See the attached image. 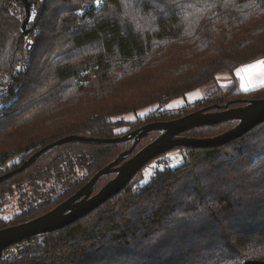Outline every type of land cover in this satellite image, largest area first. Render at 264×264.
<instances>
[{
	"label": "trees",
	"instance_id": "trees-1",
	"mask_svg": "<svg viewBox=\"0 0 264 264\" xmlns=\"http://www.w3.org/2000/svg\"><path fill=\"white\" fill-rule=\"evenodd\" d=\"M262 58L264 0H0V160L23 153L7 173L66 136L114 138L212 103L239 107L264 97V86L242 91L233 76L227 87L163 109L221 71L233 75ZM155 104L143 117L123 119ZM237 123L185 134L206 137ZM131 145L76 140L47 149L0 183V229L48 212ZM180 149L179 165L146 177L142 169L101 207L18 243V254L0 264L264 259V122L219 148ZM8 205L15 211L6 215Z\"/></svg>",
	"mask_w": 264,
	"mask_h": 264
},
{
	"label": "water",
	"instance_id": "water-1",
	"mask_svg": "<svg viewBox=\"0 0 264 264\" xmlns=\"http://www.w3.org/2000/svg\"><path fill=\"white\" fill-rule=\"evenodd\" d=\"M33 24V20L27 22L24 27L25 34L29 33ZM211 108L213 106L202 107L182 117L168 121L150 122L130 133L110 139L101 140L74 135L67 136L41 149L26 160L18 170H13L2 175L0 181L22 171L45 150L65 142L76 140H95L115 143L133 142L131 149L119 154L114 161L99 170L81 189L48 212L26 222L0 229V259L6 248L34 237L65 228L95 211L124 189L150 161L167 151L179 148L210 149L220 147L245 135L256 125L264 122V97L256 100H248L246 105L238 108L225 109L217 113L208 112ZM234 120L238 121V123L232 129L217 136L199 139L181 135V133L196 127L215 125ZM152 131H158L160 134L156 139L135 153L133 157L126 160L127 156L133 151L140 140L148 136ZM107 174H115V176L95 192L97 181ZM243 264H264V259H250Z\"/></svg>",
	"mask_w": 264,
	"mask_h": 264
},
{
	"label": "rangeland",
	"instance_id": "rangeland-1",
	"mask_svg": "<svg viewBox=\"0 0 264 264\" xmlns=\"http://www.w3.org/2000/svg\"><path fill=\"white\" fill-rule=\"evenodd\" d=\"M37 6L35 5V6H33V8H31V11H29L28 12V21L29 20H33L34 19V17H35V14H34V8H36ZM36 11H37V8H36ZM27 35V34H26ZM258 60H261V59H258ZM257 60V61H258ZM262 60H264V58H262ZM253 62H255V61H253ZM253 62H249V63H246V64H242L241 65V67H243V66H245V65H248V64H250V63H253ZM240 67V66H239ZM239 67H237L236 69H238ZM235 69V70H236ZM235 70H234V72H233V75H232V73L230 72V71H228V70H224V71H221L220 73H219V75L217 76V78H215V79H213V80H210V81H208V82H206L204 85H202L200 88H197L196 90H194V91H191V92H189V93H187L184 97H177V98H174V99H172L163 109H166V108H176V107H180V106H182V105H184L185 103H187V102H189V101H194V100H197V99H200V98H202L203 96H206V95H208L211 91H213L214 89H216L217 87H222V88H224V87H227V86H229V85H231V84H233L234 83V77L233 76H235V77H237L236 76V74H235ZM243 71V70H242ZM242 76H243V78L244 79H247L246 78V76H245V74H244V72H242ZM238 78V77H237ZM239 79V78H238ZM264 86V85H263ZM260 87H262V86H260ZM260 87H257V88H260ZM239 88H240V86H239ZM257 88H254V89H257ZM241 89V88H240ZM254 89H250V90H254ZM242 90V89H241ZM243 91V90H242ZM263 98V97H262ZM260 99V98H259ZM248 100H256V99H243L242 101V104L240 105V106H243V105H246L247 104V101ZM157 104H155V105H153V106H151L150 108H145V109H141L140 111H138V112H136V114L134 115V114H132V113H130V114H127L126 116H124L125 118H123V119H126V120H132V119H134L135 117L137 118V117H143V116H145L148 112H151V111H153V110H155L156 108H157V106H156ZM207 106H213V108H211V109H209L208 110V112H212V113H217V112H220V111H223V110H225V109H232V107H229L230 106V103L229 102H226V103H224V104H219V103H212V104H208V105H206V106H204V107H207ZM227 106V108H225ZM239 106V107H240ZM235 108H238V107H235ZM195 110H197V109H195ZM137 115H139V116H137ZM184 116V115H183ZM114 119H118V116L117 117H114ZM169 119H167V120H163V119H159L158 121H168ZM170 120H172V119H170ZM153 122H157V121H153ZM226 122H228V121H226ZM222 123H225V122H221V123H218V124H222ZM235 126V125H234ZM233 126V127H234ZM233 127H231V128H227L226 130H224V131H222V132H219V133H217V134H213V135H210V136H206V137H196V136H190V135H188V134H185V132H183V133H181V135L182 136H185V137H190V138H209V137H213V136H217V135H220V134H222V133H224V132H226V131H228V130H230V129H232ZM118 131V130H117ZM155 132H157L158 134H152V133H155ZM160 134V132H158V131H152V132H150V134L148 135V136H146V137H143L142 139H148V140H144L143 142H142V144L140 145V146H142L141 148H137L136 150V152H134V149H133V151L127 156V158H126V160H128V159H130L131 157H133V155L135 154V153H137L140 149H142L145 145H147L148 143H150L151 141H153L154 139H156L157 137H158V135ZM75 136V135H74ZM244 136V135H243ZM243 136H241V137H243ZM67 137V136H66ZM241 137H239V138H241ZM86 138H90V139H101V140H104V139H110V138H98V137H93V138H91V137H86ZM239 138H237L236 140H238ZM141 139V140H142ZM141 140H140V142H141ZM236 140H234V141H236ZM87 141H91V142H99V143H115V142H102V141H95V140H87ZM234 141H232V142H234ZM132 142V141H131ZM139 142V143H140ZM232 142H230V143H232ZM138 143V144H139ZM230 143H228V144H230ZM132 144H133V142H132ZM137 144V145H138ZM61 145V144H60ZM136 145V146H137ZM227 145V144H226ZM135 146V147H136ZM223 146H225V145H223ZM131 147H132V145L130 146V148H128V149H126V150H124V151H128L129 149H131ZM220 147H222V146H220ZM216 148H219V147H216ZM210 149H212V148H210ZM46 151V150H45ZM21 152V151H20ZM39 152V151H38ZM123 151H121L119 154H121ZM17 153H19V152H16V153H14V155H12V156H10V157H8L9 159H8V163L9 164H11V163H17V162H19L20 160H21V155H19V154H17ZM37 153V152H36ZM36 153H34V154H36ZM43 153V152H42ZM33 154V155H34ZM118 154V155H119ZM32 155V156H33ZM41 155V154H40ZM40 155L34 160V161H36L39 157H40ZM118 155L116 156V158L118 157ZM32 156H30V157H32ZM185 156V151H184V149H173V150H170V151H167L166 153H164V154H162L161 156H159V157H157L156 159H153V161H151V162H149L144 168H143V173H144V176L146 177V176H148L152 171H153V169L155 168V167H161V166H164V165H171L172 167H175V166H177V165H179L181 162H182V160H183V157ZM29 157V158H30ZM28 158V159H29ZM115 158V159H116ZM28 159H26V160H28ZM114 159V160H115ZM25 160V161H26ZM114 160H112V161H114ZM24 161V162H25ZM33 161V162H34ZM111 161V162H112ZM32 162V163H33ZM110 162V163H111ZM31 163V164H32ZM31 164H29L28 166H30ZM109 164V163H108ZM107 164V165H108ZM27 166V167H28ZM26 167V168H27ZM105 167V166H104ZM103 167V168H104ZM19 169V168H18ZM18 169H16V170H18ZM25 169V168H24ZM23 169V170H24ZM22 170V171H23ZM101 170V169H100ZM6 171H7V169H6ZM6 171H4L3 173L1 172L0 173V177L2 176V175H4V174H6ZM98 172V171H97ZM96 172V173H97ZM140 172V171H139ZM138 172V173H139ZM8 173V172H7ZM18 173V172H17ZM17 173H15V174H17ZM95 173V174H96ZM137 173V174H138ZM14 175V174H13ZM12 175V176H13ZM109 177L107 178V180H106V182L102 185V186H104L110 179H112L114 176H115V174H107ZM11 177V176H10ZM9 177V178H10ZM6 179H8V178H6ZM6 179H4V180H6ZM100 179V178H99ZM4 180H2V181H0V183L1 182H3ZM99 181V180H98ZM97 181V182H98ZM101 186V187H102ZM100 187V188H101ZM95 188H96V186H95ZM99 188V189H100ZM99 189H97L96 188V190H95V192L96 191H98ZM77 192V191H76ZM74 194V193H73ZM72 194V195H73ZM71 196V195H70ZM69 196V197H70ZM9 207L7 208V210H6V215H9V214H11L13 211H15V208H13V207H11V205H8ZM10 208V209H9ZM17 244H15V245H13V246H15V248H16V250H17V252H18V249H17V246H16ZM18 254V253H17ZM0 260H2V257H1V259Z\"/></svg>",
	"mask_w": 264,
	"mask_h": 264
},
{
	"label": "crops",
	"instance_id": "crops-1",
	"mask_svg": "<svg viewBox=\"0 0 264 264\" xmlns=\"http://www.w3.org/2000/svg\"><path fill=\"white\" fill-rule=\"evenodd\" d=\"M243 70V71H242ZM242 72H244L247 79H244L242 76ZM236 76L239 78L238 83L240 88L243 91H249L250 89H254L264 85V60H256L253 63L245 65L243 67H239L235 70ZM255 85V86H253ZM245 87L248 90H244Z\"/></svg>",
	"mask_w": 264,
	"mask_h": 264
},
{
	"label": "built area",
	"instance_id": "built-area-1",
	"mask_svg": "<svg viewBox=\"0 0 264 264\" xmlns=\"http://www.w3.org/2000/svg\"><path fill=\"white\" fill-rule=\"evenodd\" d=\"M16 153V152H15ZM17 154H19V155H21V157H22V154L23 153H17ZM12 155H14V153H12L10 156H12ZM9 156V157H10ZM8 159L9 158H7V159H5V160H0V173L2 172H4V171H6V169H7V167H8V165H9V163H8ZM17 250H16V248H15V246H10V247H8V248H6L4 251H3V253H2V259H13L16 255H17Z\"/></svg>",
	"mask_w": 264,
	"mask_h": 264
},
{
	"label": "snow or ice",
	"instance_id": "snow-or-ice-1",
	"mask_svg": "<svg viewBox=\"0 0 264 264\" xmlns=\"http://www.w3.org/2000/svg\"><path fill=\"white\" fill-rule=\"evenodd\" d=\"M253 86H255V85H253ZM244 90H248V88L247 87H245V89Z\"/></svg>",
	"mask_w": 264,
	"mask_h": 264
}]
</instances>
